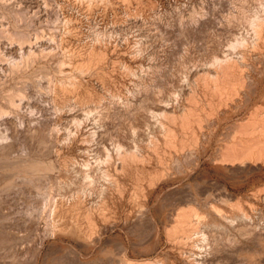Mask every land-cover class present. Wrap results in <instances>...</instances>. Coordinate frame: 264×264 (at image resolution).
I'll return each mask as SVG.
<instances>
[{
	"label": "bare ground",
	"instance_id": "6f19581e",
	"mask_svg": "<svg viewBox=\"0 0 264 264\" xmlns=\"http://www.w3.org/2000/svg\"><path fill=\"white\" fill-rule=\"evenodd\" d=\"M0 65V264H264V0H0Z\"/></svg>",
	"mask_w": 264,
	"mask_h": 264
},
{
	"label": "rangeland",
	"instance_id": "374dc122",
	"mask_svg": "<svg viewBox=\"0 0 264 264\" xmlns=\"http://www.w3.org/2000/svg\"><path fill=\"white\" fill-rule=\"evenodd\" d=\"M50 25H51L50 27H52V26H53V23L50 24ZM34 28H35V29H34ZM29 29L31 30V31L28 30V31H29V34H30V33H31V34H32V33H33V34L36 33V30H37L36 27H33V29H32V27H31V28H29ZM32 31H33V32H32ZM19 54H20V51L17 52L16 54H14V53L8 54V58H9V59H12V60H15V57H14V56H16V57H17L16 60H19V59H18V58H20V56H18ZM11 55H13V56H11ZM7 63H8V61H4L1 65H2V66H6ZM1 65H0V67H1ZM36 96H37V95L34 96L35 99L38 98V97H36ZM28 108H29V107L25 104V105H24L23 112H24V113H29V112H27Z\"/></svg>",
	"mask_w": 264,
	"mask_h": 264
}]
</instances>
